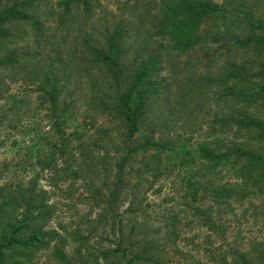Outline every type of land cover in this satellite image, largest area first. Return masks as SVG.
I'll use <instances>...</instances> for the list:
<instances>
[{
	"label": "trees",
	"instance_id": "trees-1",
	"mask_svg": "<svg viewBox=\"0 0 264 264\" xmlns=\"http://www.w3.org/2000/svg\"><path fill=\"white\" fill-rule=\"evenodd\" d=\"M131 1L133 23L120 19L95 30L89 21L98 0H0V79L16 83L36 76L64 141L59 120L65 122L69 104L61 110L59 104L67 82L74 75L87 76L96 87L95 78L101 77L104 90H97L92 110L122 125L112 195L126 187L136 161L152 176L168 167L175 119L167 112L174 108L187 115L204 95H212L225 112L213 123L218 128L212 140L192 150L193 164L183 180L186 190L217 201L264 195V18L244 11L238 21L248 34L236 37L228 50L244 49L258 59L230 58L217 71L196 78L187 68L208 42L207 25L223 15L222 6L214 0ZM175 100L179 108L173 106ZM97 133L112 140L107 129ZM6 189L0 185V264H28L31 255L54 241V254L66 262V240L45 228L48 212L35 189L23 187L12 194ZM124 242L121 230L117 246L101 254L106 264L144 259L140 253L128 258ZM254 254L264 264V247ZM83 264L100 261L85 259ZM244 264L255 263L245 259Z\"/></svg>",
	"mask_w": 264,
	"mask_h": 264
},
{
	"label": "rangeland",
	"instance_id": "rangeland-1",
	"mask_svg": "<svg viewBox=\"0 0 264 264\" xmlns=\"http://www.w3.org/2000/svg\"><path fill=\"white\" fill-rule=\"evenodd\" d=\"M214 1L224 13L207 25L208 42L192 56L187 70L196 78L217 71L230 58L258 59L244 49L228 50L236 37L248 34L238 21L244 11L264 18V0ZM98 2L90 28L102 30L120 19L133 23L131 0ZM0 80L5 91L0 95V185L7 186L8 194L34 188L48 212L45 228L66 240V262L54 254V241L31 255L28 264H83L97 258L106 264L101 254L117 246L121 230L128 258L144 256L134 264H244L245 259L263 264L254 253L264 247V195L217 201L212 195L191 196L183 181L193 164L192 150L212 140L218 128L213 123L225 112L212 95H204L192 114L168 111L175 119L168 167L152 176L138 160L126 187L112 195L122 125L92 110L97 90H104L101 77L95 78L96 87L87 76L74 75L67 82L59 104V110L69 104L65 122L59 120L64 141L36 76L16 83ZM98 128L109 130L112 140L99 138Z\"/></svg>",
	"mask_w": 264,
	"mask_h": 264
}]
</instances>
